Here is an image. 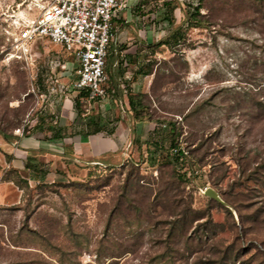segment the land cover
Masks as SVG:
<instances>
[{"label": "rangeland", "instance_id": "374dc122", "mask_svg": "<svg viewBox=\"0 0 264 264\" xmlns=\"http://www.w3.org/2000/svg\"><path fill=\"white\" fill-rule=\"evenodd\" d=\"M140 1L145 47L126 67L109 56L105 98L83 93L81 121L63 127L106 134L126 117L130 153L32 157L27 186L0 204V264H264V0ZM50 2L0 0V130L19 139L48 141L78 96L67 52L13 48ZM122 91L145 94L153 121L135 124Z\"/></svg>", "mask_w": 264, "mask_h": 264}, {"label": "built area", "instance_id": "2783aa9c", "mask_svg": "<svg viewBox=\"0 0 264 264\" xmlns=\"http://www.w3.org/2000/svg\"><path fill=\"white\" fill-rule=\"evenodd\" d=\"M130 1L51 0L20 26L13 48L24 51L40 41L60 47L76 63L75 92L84 93L86 100H103L106 61L117 46L114 18Z\"/></svg>", "mask_w": 264, "mask_h": 264}, {"label": "crops", "instance_id": "0c3cea01", "mask_svg": "<svg viewBox=\"0 0 264 264\" xmlns=\"http://www.w3.org/2000/svg\"><path fill=\"white\" fill-rule=\"evenodd\" d=\"M142 2L144 3L145 1L142 0ZM140 3L141 1H130L127 8L116 13L114 23L117 29V46L115 51L109 54V56L114 57L113 65H117L116 61L119 59L120 62L122 61L121 65L126 67V51L131 52L138 44L145 47L140 39H149L151 37L150 32L136 28V24L138 21H141V18L135 17L133 10L137 9L136 5ZM127 41H132L127 44L130 47L128 50H126ZM122 96L126 109V91H122ZM70 109L71 112L67 111L64 116L60 114L59 118L61 134L65 135L63 140L44 142L43 140L18 139L6 143L0 138V204H4L7 201L15 188L11 182L1 181L3 172L5 169L10 168L17 170L19 173L24 172L26 158L28 157L37 156L42 159H50L56 156L60 159H67L69 157L74 161L81 159L87 161H115V159H120L121 156L126 155L124 151L130 153L133 135L130 133V129L126 123V117L116 123L111 135H106L103 131H100L85 137L80 132L70 133V128H68L67 132L63 130V127L70 125L75 127L81 121L80 115L77 114L74 108V103ZM138 122L141 123L142 121ZM138 122L134 121L135 124ZM55 142L58 143L56 144ZM6 156L10 158L8 161L5 159Z\"/></svg>", "mask_w": 264, "mask_h": 264}, {"label": "trees", "instance_id": "16d2710c", "mask_svg": "<svg viewBox=\"0 0 264 264\" xmlns=\"http://www.w3.org/2000/svg\"><path fill=\"white\" fill-rule=\"evenodd\" d=\"M196 10L198 12V8H196ZM162 44H165V42H159L156 45H162ZM108 58H107V60H108ZM106 63H107V61H106ZM144 73H148V71H146ZM82 95H83V93L78 94L77 98L73 101L74 108L76 110L78 109L79 100L82 97ZM144 98H145V94L128 93L126 95L129 112L133 115V120L136 122L144 121L145 119H147L150 122L153 121L150 118V115L147 113V108H146V105L144 104ZM77 114L81 115L79 111L77 112ZM168 125L171 127V133L173 135H176V132H175L176 129H175L174 122H168ZM33 130L35 132L36 131H42L41 123L36 125ZM100 131H102V129L97 128L93 132L85 134L84 136L86 137V136L98 133ZM112 133H113V130L106 132L107 135H111ZM45 135H46L45 139L48 141L63 140L65 138V135L61 134L60 129H58L57 131H54L53 127H49L48 130L45 132ZM0 136L6 143H10L12 139L13 140L19 139V137L7 135L4 132H2L1 130H0ZM171 149L173 151V154H171V157L176 164L182 162L186 158V155H187V154H185L186 152L182 148H180V146L178 144H175V145L173 144ZM5 159L8 161L10 158L8 156H6ZM33 162H35V160L32 157L26 158V162H25V166H24L25 171H27L30 168V164H32ZM1 181L2 182H11L16 187H18L19 189H23L27 186V181L21 177L20 173L17 170L12 169V168H10L4 172L3 176L1 177Z\"/></svg>", "mask_w": 264, "mask_h": 264}, {"label": "water", "instance_id": "95a60500", "mask_svg": "<svg viewBox=\"0 0 264 264\" xmlns=\"http://www.w3.org/2000/svg\"><path fill=\"white\" fill-rule=\"evenodd\" d=\"M208 194L213 198V199H215L216 201H220L219 199H218V197L216 196V194H214L212 191H209L208 192Z\"/></svg>", "mask_w": 264, "mask_h": 264}]
</instances>
